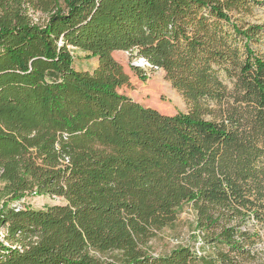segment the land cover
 Instances as JSON below:
<instances>
[{"label":"trees","instance_id":"16d2710c","mask_svg":"<svg viewBox=\"0 0 264 264\" xmlns=\"http://www.w3.org/2000/svg\"><path fill=\"white\" fill-rule=\"evenodd\" d=\"M256 6L0 0V264H264V26L245 21ZM75 52L96 66L78 69ZM114 52L162 70L186 111L121 94ZM29 196L63 204L20 207ZM185 205L192 244L152 253Z\"/></svg>","mask_w":264,"mask_h":264},{"label":"rangeland","instance_id":"374dc122","mask_svg":"<svg viewBox=\"0 0 264 264\" xmlns=\"http://www.w3.org/2000/svg\"><path fill=\"white\" fill-rule=\"evenodd\" d=\"M35 20L43 22L44 15L36 14ZM245 21L253 25L264 26V7L256 6L253 13L245 17ZM264 49V38L262 40ZM75 65L78 69H91L94 65L92 59H88L85 54L75 52ZM113 58L119 62L125 73L129 77L130 85L122 88L119 92L140 105L157 110L161 114L173 116L180 112H185L187 105L182 96L166 80L162 70L146 67L143 70L145 80H141L133 67H138L135 54L128 52H116ZM63 201L58 198L29 196L19 203V206L41 209L47 206L62 205ZM195 226V214L190 206H183L177 216L175 223L162 229L148 243V249L154 254H168L171 250L192 244V235ZM262 235L264 234L260 226L255 227ZM259 249H264V235L258 243Z\"/></svg>","mask_w":264,"mask_h":264},{"label":"built area","instance_id":"2783aa9c","mask_svg":"<svg viewBox=\"0 0 264 264\" xmlns=\"http://www.w3.org/2000/svg\"><path fill=\"white\" fill-rule=\"evenodd\" d=\"M137 61H138V67H141L142 69H144L146 67L151 68L150 65L144 59L138 58ZM154 69H156V68H154Z\"/></svg>","mask_w":264,"mask_h":264},{"label":"crops","instance_id":"0c3cea01","mask_svg":"<svg viewBox=\"0 0 264 264\" xmlns=\"http://www.w3.org/2000/svg\"><path fill=\"white\" fill-rule=\"evenodd\" d=\"M114 53H116V52H114ZM114 53H113V54H114ZM95 66H96V62L94 61V65H93V67H95Z\"/></svg>","mask_w":264,"mask_h":264}]
</instances>
